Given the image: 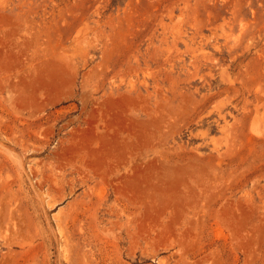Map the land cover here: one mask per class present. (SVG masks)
I'll list each match as a JSON object with an SVG mask.
<instances>
[{
    "label": "rangeland",
    "instance_id": "1",
    "mask_svg": "<svg viewBox=\"0 0 264 264\" xmlns=\"http://www.w3.org/2000/svg\"><path fill=\"white\" fill-rule=\"evenodd\" d=\"M0 264H264V0H0Z\"/></svg>",
    "mask_w": 264,
    "mask_h": 264
}]
</instances>
